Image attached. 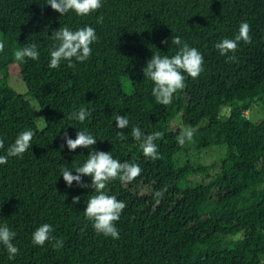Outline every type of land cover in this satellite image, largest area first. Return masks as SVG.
I'll return each instance as SVG.
<instances>
[{
    "label": "trees",
    "instance_id": "trees-1",
    "mask_svg": "<svg viewBox=\"0 0 264 264\" xmlns=\"http://www.w3.org/2000/svg\"><path fill=\"white\" fill-rule=\"evenodd\" d=\"M47 3L0 0V40H6L0 52V155L22 131L35 132L22 158L0 165V226L16 233L12 243L19 249L10 260L0 243V264H264V118L246 115L254 103H264V0H102L91 14L70 10L62 16ZM245 21L252 42L221 55L215 44L234 38ZM65 25L73 31L91 26L98 41L86 61L73 59V68L62 60L52 69L50 51L59 42L51 35ZM175 36L199 50L204 71L196 79L184 73L185 88L162 105L143 68L156 52L175 55ZM33 43L39 58L17 61L14 52ZM15 74L40 103L43 129L30 101L10 84ZM80 107L91 115L84 122L69 119ZM116 114L128 117V128L116 127ZM176 117L195 129L183 146L177 142L183 129L172 125ZM134 126L145 135L163 134L155 141L160 159L144 156L141 141L131 135ZM65 130L72 139L86 130L97 139L95 150L142 168L134 180H110L104 190L126 204L115 222L119 239L98 234L85 216L95 190L76 182L69 187L63 179L62 169L77 175L93 151H70ZM188 144L226 148L216 175L190 180L209 168L190 160L177 159V165ZM82 182L91 185L92 179L82 176ZM77 196L80 202L73 204ZM45 223L62 248L53 240L33 244V232Z\"/></svg>",
    "mask_w": 264,
    "mask_h": 264
},
{
    "label": "clouds",
    "instance_id": "clouds-1",
    "mask_svg": "<svg viewBox=\"0 0 264 264\" xmlns=\"http://www.w3.org/2000/svg\"><path fill=\"white\" fill-rule=\"evenodd\" d=\"M48 5L53 10L60 13L61 16L70 10L77 15H88L102 7V0H48ZM103 17L98 18V22L102 23ZM51 39L58 41L50 51V64L52 69L58 68L62 60L70 61L69 67H75L71 61H86L92 54L91 45L98 41L96 31L91 26H84L73 31L68 26H62L58 30H54ZM243 41L248 44L252 42L251 25L245 21L239 26L238 34L234 38H224L215 44V48L219 50L221 55H227L229 52L235 53L239 43ZM167 43V41H162ZM172 44L179 46V51L175 55L169 57L161 56L159 52L154 53L152 58L147 61L143 68L144 77L154 82L152 95L156 101L162 105H169L172 102L173 95L179 90L185 88L187 73L193 79L199 77L204 71V57L195 47H190L181 37L172 38ZM6 47V40H0V52ZM17 61L25 58L36 60L39 58L37 45L35 43L24 46L14 52ZM228 60H235V56H229ZM91 115V110L80 107L78 111L72 112L69 119H76L84 122ZM116 127L118 129H126L129 126V119L126 115L116 114L114 117ZM195 129L186 128L182 135L177 137L179 145L183 146L186 142H191ZM121 140L126 139L123 131L117 133ZM131 135L135 140L141 141V148L145 157L153 160L161 158L158 147L155 143L163 134L161 132H153L145 135L139 127H132ZM35 136V132L31 129L22 131L15 142L7 149V155H0V165L8 162V157H20L32 146L31 141ZM63 139L70 151L77 148H92L89 152L87 161L81 167H77L73 175L69 169H62V176L67 186L71 187L73 182L82 188L91 187L95 190V195L91 196L87 202L85 216L93 222V228L98 234L110 236L113 239H119V230L116 223L122 211L125 209V202L118 200L116 196L108 195L104 190L110 180L119 179L121 182H130L138 177L142 168L137 163L121 162L114 159L109 152L94 149L97 139L86 130H77L76 138L69 137L67 131H64ZM4 148V140L0 138V149ZM64 148V144L60 145ZM82 176H89L92 179L91 185L82 182ZM166 190V189H165ZM161 191H156L157 198L162 196ZM80 202V197H73V204ZM159 202V200H157ZM55 231L52 225L43 224L39 226L32 234V242L34 245L43 246L46 242L55 241L54 247L62 248L63 242L57 239L52 233ZM16 233L7 225L0 226V243H2L9 253V259H14L19 253V249L12 241Z\"/></svg>",
    "mask_w": 264,
    "mask_h": 264
},
{
    "label": "rangeland",
    "instance_id": "rangeland-1",
    "mask_svg": "<svg viewBox=\"0 0 264 264\" xmlns=\"http://www.w3.org/2000/svg\"><path fill=\"white\" fill-rule=\"evenodd\" d=\"M3 74L0 72V78ZM10 84L21 94H24L25 97L30 101L32 110L35 116L36 123L38 124L40 129L45 127V118L43 115V111L40 103L33 97L31 94H27V86L22 77L18 76V74L12 75L9 80ZM247 117L252 121H258L264 118V103L263 101H258L254 103L250 110L246 112ZM204 124V122L202 123ZM173 127L186 129L190 128L185 126L179 117H176L172 123ZM189 147L188 153H180L176 156L179 160V163L190 160L194 167L205 166L209 169L206 171H198L190 176V180L193 183L201 182L205 177L208 178V174L211 176L216 175L220 163L226 154V148L222 146H213L211 148L197 149L193 146V144H188ZM177 161V165L179 164ZM241 236L237 235V237Z\"/></svg>",
    "mask_w": 264,
    "mask_h": 264
}]
</instances>
